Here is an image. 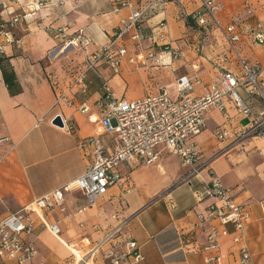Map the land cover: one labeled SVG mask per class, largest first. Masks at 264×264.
Masks as SVG:
<instances>
[{"label":"crops","instance_id":"crops-1","mask_svg":"<svg viewBox=\"0 0 264 264\" xmlns=\"http://www.w3.org/2000/svg\"><path fill=\"white\" fill-rule=\"evenodd\" d=\"M149 1L130 3L139 9ZM164 1V7L155 4L142 18L141 43L156 52L168 43L180 51V57L162 54L161 64L148 60L146 66L123 61L119 74L101 64L100 77L86 72L87 93L75 94L74 104L68 106L58 101V92H68L82 69L84 54L112 39L130 7L114 11V0H0V27L4 31L0 42L22 89L10 95L0 72V143L5 146L0 156V203L5 212L0 219L84 173L90 162V148L81 143L96 134V101L103 81L118 97L134 100L162 90L175 98L176 80L195 78L198 82L190 95L197 97L218 80L222 69L239 74L233 57L222 67L219 65V57L227 49L219 29L210 24L202 27L194 21L187 23V16L200 9V0ZM214 1L220 23L236 26L240 35L235 43L238 54L249 64L264 66V45L251 38L256 24L260 23L264 30V0ZM58 28L68 35L82 33L89 44L61 42L54 33ZM241 95L256 108L261 104L257 97L249 98L242 91ZM82 103L88 106L87 112L80 111ZM56 115L61 116L63 127L51 123ZM248 122L230 102L223 111L210 107L204 129L191 139L198 151L196 164L203 166L188 182H180L187 168L179 157L158 146L152 163L119 166L121 179L108 189L102 201L88 205L79 191L67 193L65 210L55 209L46 218L47 222L58 221L60 235L43 228L34 213V235L26 236L25 241L33 243L35 254L23 264L62 261L71 248L86 251L107 231L114 214L131 216L128 233L142 255L138 264H206L198 248L205 241L207 229L188 246L181 234L209 203V199L197 197L196 191L211 175L232 189L236 202L247 206L250 218L242 230V243L256 264H264V140L252 138L245 149L230 148L214 156ZM68 124L74 126L72 131L67 129ZM221 128L227 133L223 140L217 137ZM101 138L106 147L117 144L113 134H103ZM81 208L84 210L78 212ZM213 224L226 232L219 238L223 263L237 264L240 244L233 242V226L218 221ZM3 259L5 264H19L5 256L1 263ZM130 261L131 258L121 264ZM96 264L106 262L98 260Z\"/></svg>","mask_w":264,"mask_h":264},{"label":"built area","instance_id":"built-area-1","mask_svg":"<svg viewBox=\"0 0 264 264\" xmlns=\"http://www.w3.org/2000/svg\"><path fill=\"white\" fill-rule=\"evenodd\" d=\"M114 11L122 7H130L129 15L120 21L113 32L112 39L100 48L84 54L82 69L75 75L68 92H58V101L68 106L74 104L75 94H86L88 84L85 73L90 71L100 77L98 67L107 66L113 74H119L122 63L146 66L148 60L161 64L162 54L172 58L180 57L178 49L170 44H163L159 51L144 48L141 43L142 18L159 4L164 7V0H150L142 8H132L130 0H114ZM200 9L190 14L191 19L198 25L208 24L219 29L227 43V49L219 57V65L230 62L233 57L239 65V74L222 69L219 78L212 83L202 95H190L195 78L180 77L176 80L178 96L172 98L165 90L154 94H147L142 98L128 100L118 97L112 86L103 81L100 95L96 101L98 124L95 135L83 139L82 147L90 148V162L84 173L73 181L65 183L56 189L34 199L0 219V264L3 256L16 260L19 264L30 261L35 248L32 242H26V236H33L35 224L33 214H37L40 225L58 236L61 228L58 221L47 222L50 213L58 209L65 210V195L72 191H79L88 205L102 201L108 189L119 183L121 175L119 166L133 167L138 164H150L156 160L158 146H163L168 152L176 154L181 165L187 168L180 182H188L189 178L197 174L203 165L196 164L198 151L191 141L205 126V114L210 107L220 111L225 110L230 102L235 109L249 120L248 124L237 131L234 137L223 146L214 156L226 152L230 148L245 149L252 138L264 140V66L249 64L242 58L235 47L240 35L234 23L223 26L217 16L218 5L214 0H200ZM17 19L14 18L13 22ZM58 40L73 45L89 44V39L82 33L68 35L63 29H55ZM4 34L0 28V36ZM251 38L260 45H264V30L261 24L251 29ZM0 54L5 55L4 45L0 42ZM241 91L249 98L257 97L261 100L259 107L251 105L245 100ZM68 94L70 96H68ZM82 113L88 111L85 103L79 105ZM72 131V124L66 125ZM113 134L117 144L113 148L106 147L101 136ZM227 136L221 128L217 137L221 140ZM2 140V139H1ZM0 140V141H1ZM261 154L260 151H258ZM213 156V157H214ZM200 199H209V203L201 212L196 214L193 222L182 231L185 246L192 244L196 236L204 229V243L198 248L206 264H224L219 250V238L225 235V230H219L214 224L218 221L222 225L230 224L236 232L233 237L238 247L237 264H256L245 244L242 243V230L249 221L250 212L247 206L236 202L232 189L224 186L214 175L196 191ZM84 208L78 210L82 212ZM113 223L107 231L99 237L86 251L71 248L69 255L62 261H41L38 264H96L98 260L106 264H121L131 258L129 264H138L142 255L138 243L129 235L128 225L131 216L114 214Z\"/></svg>","mask_w":264,"mask_h":264},{"label":"trees","instance_id":"trees-1","mask_svg":"<svg viewBox=\"0 0 264 264\" xmlns=\"http://www.w3.org/2000/svg\"><path fill=\"white\" fill-rule=\"evenodd\" d=\"M187 23L190 24L191 16L188 15L186 19ZM1 28V27H0ZM0 72L3 78L4 85L10 95H15L21 92V86L17 80L16 74L12 65L9 62V57L0 54Z\"/></svg>","mask_w":264,"mask_h":264},{"label":"rangeland","instance_id":"rangeland-1","mask_svg":"<svg viewBox=\"0 0 264 264\" xmlns=\"http://www.w3.org/2000/svg\"><path fill=\"white\" fill-rule=\"evenodd\" d=\"M79 64L80 63H78V65ZM2 128H3L2 127V121L0 120V137L3 134V129ZM4 147L5 146L2 143H0V156H1L2 152H3ZM4 210H5V207L3 206V203H0V216L4 214V212H5ZM11 211H15V209H12ZM1 264H5L4 259L2 260Z\"/></svg>","mask_w":264,"mask_h":264},{"label":"water","instance_id":"water-1","mask_svg":"<svg viewBox=\"0 0 264 264\" xmlns=\"http://www.w3.org/2000/svg\"><path fill=\"white\" fill-rule=\"evenodd\" d=\"M51 123L55 126L63 127V121L60 115L54 116Z\"/></svg>","mask_w":264,"mask_h":264}]
</instances>
